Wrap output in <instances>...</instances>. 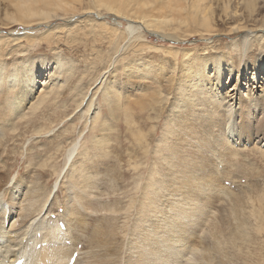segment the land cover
<instances>
[{
    "label": "bare ground",
    "instance_id": "6f19581e",
    "mask_svg": "<svg viewBox=\"0 0 264 264\" xmlns=\"http://www.w3.org/2000/svg\"><path fill=\"white\" fill-rule=\"evenodd\" d=\"M96 11L100 13L97 14ZM94 13L97 14L96 19L107 14L113 17V21L119 19L131 28L128 31L118 30L116 24L109 26L103 22L104 28L120 34L106 37L98 34L103 32L93 18L86 19L83 26L81 21H74L83 16L88 18ZM216 16L224 25L229 22L230 26L221 31L216 30ZM57 21L62 24L50 27L52 22ZM173 22L175 26H171ZM71 24H77L76 28H70ZM134 24H141L146 35L175 45L156 47L148 43L143 34L134 33L138 28V25L130 26ZM19 28L22 29L21 32L13 31ZM34 29H37L36 33ZM6 31L13 33L7 35L6 39L0 36V148L6 142L3 127L5 129L9 126L11 130L19 128V125L13 123V116L18 115L23 107L26 108V103L34 102L33 110L41 105L51 106L55 100L63 104L64 94L59 93L52 101H46L52 93L51 89L55 87L57 75L55 79L44 81L37 92L34 91V84L38 83L36 79L42 78L46 56H51L46 64L51 60L55 61L52 63L55 65V73L63 68L67 73L72 71V64L77 61L70 64L65 61L67 58L64 56L74 55L79 58L73 49L80 46L81 39L88 41L95 38L99 43L107 45L108 56L101 51L99 45L91 43L92 40L88 43L89 48L95 49L94 60L100 63L106 60L98 72L105 71L108 68L107 62L119 52V55H126L127 52L130 57H142L143 61L141 67L136 68L133 64L125 66V84L121 87L124 95L115 97L108 103V99L102 94L89 88L82 97L80 103L85 100L87 113L93 99L100 94L105 106L104 113L112 119L100 123V116L97 114L89 119L90 122L87 121V137L90 139L80 144L79 157H73L69 171L63 176L67 185L60 192V201L54 195L53 201L44 211L48 190L43 184L42 173L36 175L39 177L38 184L25 174L24 180L13 184L16 191H9V170L1 169L5 168L1 165L0 193L3 192V197L9 200L8 209L14 210L16 207L17 218H21L10 225L14 218L9 213L6 223L7 226L10 225V231H13L10 233L4 228L6 216L0 217V251L3 249L2 242L5 241V248L14 256L12 260L5 256L1 260L2 264L19 262L18 254L25 259L22 264H67L74 253L80 258L73 264H233V251H237L238 240L239 243L252 245L253 253L256 252L255 249L259 251L254 245L264 247V198L256 195L252 183L245 189L241 187L239 192L231 186V189L223 186L228 179L233 183L236 174H253L242 172L243 163L237 157L235 145L239 150L240 147L244 150L256 149L259 151L256 153L260 155L259 158H264V150L257 147L264 141V94L261 97L263 99L258 100L256 95L251 96L248 91V99L245 97L243 101H236L240 103L239 113L233 116L232 112L224 109L225 100L231 96L224 93L226 83L222 81L224 74L226 77L234 73L237 76L235 82L251 79L253 83L256 81L258 85L262 84L260 87H264V57L255 55L257 51H264V0H0V32ZM248 31L254 36L249 38L241 35ZM213 35L220 40L209 42L203 51H197L200 48L194 47H175L189 42L195 36L210 38ZM240 35L242 37L237 41L236 38ZM75 39L80 42L76 43ZM227 39L234 43L225 44ZM124 41L129 44L125 51H121ZM20 44H23L22 65L12 70L13 63L16 62L13 61L16 51L12 50V46ZM58 49L67 53L62 56L57 52ZM34 51L43 52L44 56L26 59ZM241 53H245L246 60L242 61ZM125 59L124 57L122 61ZM153 68L164 70L166 75L169 73L171 76L159 77L161 72L154 71ZM209 72H214V76L211 77ZM174 73L177 74L176 78ZM80 74L84 75L85 72ZM98 74L94 83L101 76ZM132 80H137L133 87L138 93L136 99H130L136 95L129 93ZM215 90H222L220 93L223 95L214 93ZM232 90L237 92L235 86ZM111 93H116V90ZM222 102L224 103L221 105ZM220 106L223 107L220 109ZM57 108L59 107L53 104L44 113L43 117L46 116L48 125H42L43 129L33 127L31 132L34 135L46 132L51 125L60 124L74 112ZM53 109L57 112L50 114ZM259 112L260 115H257ZM120 115L123 117L120 118ZM254 116H257L256 123L252 120ZM6 118L9 119L5 120ZM164 119L165 129L157 144L155 138ZM24 125L26 121L23 127ZM253 127L256 128L254 132ZM116 129L119 134L120 131L125 134L127 160L120 149L112 146L114 142L121 147L126 146L123 141H119L120 138L111 136V132ZM166 135H173V138L168 141ZM79 136L81 135L78 134ZM110 157L111 160L115 159V163L109 168L111 160L107 158ZM39 160L36 166L41 169L47 166L48 169L53 168L54 175L60 174L56 165L54 168V163L47 165L50 160L48 157L45 161ZM192 161L193 165L190 166ZM202 161L205 166H196ZM28 165L32 166L30 163ZM124 166L130 172L127 177L133 180L126 207L123 208L118 200L112 203L91 201L90 198L98 193L97 190L94 191L97 189L96 176L105 173L103 175L112 182L110 186H106L113 189L115 182L120 184L124 179L125 175L121 171ZM28 170L34 171L32 168ZM207 171L210 174L204 177ZM166 178L171 179V182H167ZM140 180L141 184L138 185ZM10 182L12 183L11 180ZM187 186H190L188 190L194 189L196 191L193 192L198 194L193 198L180 197L179 191ZM115 191L119 190L112 192ZM16 192L21 195L24 193L25 199H19L22 196H17L19 201L12 199ZM219 199L227 202L225 206L228 209L224 210L226 215H221L218 210L214 214V207L220 202ZM222 201L219 204H223ZM3 204L0 203V206ZM54 207L63 209L60 214L64 215V219L58 220L63 230L56 231L51 227L37 237L34 233L37 229L30 226L31 229L26 234L22 225L26 223L27 217L35 212V216L48 214ZM246 209L248 211L244 213ZM131 211L133 218L129 220L127 217L128 222L118 227L117 215L122 212L129 214ZM52 213L53 216H58V212L56 215L55 212ZM84 213L112 215L111 218L90 220ZM203 230L206 233L199 236L198 232ZM14 233L18 236L12 238ZM82 238L84 241L87 239V247L95 251H83V246L79 248ZM16 247L22 248L18 254L14 252ZM240 252L239 246L237 255L242 254ZM247 256L249 253H246Z\"/></svg>",
    "mask_w": 264,
    "mask_h": 264
},
{
    "label": "rangeland",
    "instance_id": "374dc122",
    "mask_svg": "<svg viewBox=\"0 0 264 264\" xmlns=\"http://www.w3.org/2000/svg\"><path fill=\"white\" fill-rule=\"evenodd\" d=\"M96 13L99 14L100 12L96 11ZM96 13H94L93 16L92 15L89 16L88 18H86V16L80 17L82 19L85 18L83 20L80 18H77L74 21H78V22L83 21L82 23L80 22V24L83 26L85 24L84 21H86V19H90V18L92 19L93 18L94 22H96L98 24L99 29L103 32V33H98V34H101V35L106 36V37H108L109 35L120 36V34L119 33H113L111 29L104 28V26L102 25L103 22H106L109 26H113L116 24V26H118V28H117L118 30L124 29V30L128 31L131 28V27L125 25V22L119 21V19H115V21H113V17H109V15H107V14L102 15L101 17L96 19V16H95ZM239 14H241V11L239 12ZM60 24H62L61 21L52 22L50 24V27L57 26ZM137 25H138V28L134 33L143 34V36L146 37V41L148 43L153 44L156 47H163L160 45H170V46L175 45V44H171L168 42L165 43L160 38L150 36V35H146V33L143 32V27L141 28V24L140 25L134 24V25H130V26H137ZM76 26H77V24H71L70 28H76ZM171 26H175V22L171 23ZM229 26H230L229 22H227V24L224 25V23H222L219 20V18L216 16L215 26H214L216 30L221 31V30H224L225 28H228ZM20 30L22 31V29H20V28L18 30L14 29L13 31L21 32ZM36 30L37 29H34V31H35L34 33H36ZM13 31L11 33H13ZM11 33L7 32V31L5 33L0 32V36H4V39H6L7 35L9 36V35H11ZM241 35L242 36L245 35L249 38L254 36V34H251V32H249V31L245 32V33L243 32ZM241 35L238 38H236L237 41L239 38L242 37ZM87 38L89 39V37H86V39ZM91 40L92 39H90L88 41H83L81 39L82 42L79 44L80 46L73 49L74 52H76L78 54L79 58H77L74 55H72L71 57L64 56L65 58H67V59H65V61L70 63V64L72 62L74 63L75 61H77L74 64H72V68H73V69H71L72 71H68L67 73H66L65 68H63L62 71L55 73L54 72L55 65H52V63H55V61L51 60L50 63L46 64L47 59H51V56H46L45 62H44L43 68H42L43 72L40 71V73L42 72V78L36 79L38 81V83L34 84L35 85L34 91L37 92L38 89L42 88L41 85L44 84L43 83L44 81L47 82L49 80V78L55 79L56 75H57L55 87L51 89L52 93L50 94V97L46 101H49V102L52 101L58 93L62 94V95L64 94L63 95L64 98L62 99L63 104H60L61 102L60 103L56 102V100H55V102H53V104L58 106L60 109L66 108V110L74 111V112L71 113L68 116V118L63 120L60 124L57 123L55 125H51L50 129L46 130V132L41 131L40 134L34 135L31 132L33 130V127L36 126L35 127L36 129L38 127L43 129L45 125H48V122L45 120L46 116L45 117H43V116H44V113L48 112L47 110L50 109L53 106V104L51 106H46V105L42 106L41 105V106H39L33 110L32 108H33L34 102L29 103V104L26 103V108L23 107L22 109H20L18 111V113H17L18 115L15 114L13 116V118H15L13 120V123L16 125H19V128L17 130L16 129L11 130L9 128V126H7L5 129L3 127V130H2L3 132H5V134H3V136H4L3 138H5L6 142H5L4 147L0 148L3 150V151H0V168L2 166H4L5 168H1V169H4L6 171L9 170L7 172V175L9 177V184H11V186L9 185V191H13V193L16 191V189H14L15 185H13V184L14 183L18 184L17 181L24 180L23 178L25 177L24 176L25 174L29 175V177L32 180H36L35 184H38L37 180L39 177H37L36 175L42 173L43 174V177H42L43 184L45 186H47V190H48V195L45 198V202H46L45 204L46 205L43 203L45 205L44 211L47 208V206L49 204H51V202L53 201L54 195H56V197L59 201H60V199H62V194H60V192L67 185V182L65 181L63 176L66 172L69 171L68 168H69L71 160H73V157H74V159L77 156L79 157V153L81 151V150H79L80 144H83L86 140L90 139L89 137H87L88 136L87 127H88V124L90 122L89 119L94 118V116L97 114H98V116H100V119L98 120V122H100V123L102 121L108 122V120L111 121V119H112L109 117V115L107 113H104L105 106L101 102L100 94H102L105 98L108 99V103H110L112 100H114L115 97H120V96L124 95V93H122L121 87L123 86V84H125V76H124L125 66L126 65L129 66L130 64H133L134 67H136V68L138 66H140V67L142 66L141 65V62L143 61L142 57L141 58L130 57V56H128L127 52H125L126 55H123V54L119 55L120 54V52H119L116 55L114 54L111 58L112 60L107 62L108 68L105 69V71L101 70V72H98L100 70L102 64H104L106 60L103 63L102 62L100 63L99 61L94 60L93 56L95 55V51H94L95 49H94V47L89 48V45H88V43L91 42ZM213 40H220V38L216 35H213L210 38H201L199 36H195L191 40H189V42H184L182 45H177L175 47H178L179 49L180 48H187V47H189V48L194 47L196 49L200 48L197 51H203L204 48H207L206 47L207 44L209 42H212ZM74 41L76 43L80 42L78 39H75ZM105 41H107V40H105ZM91 43H94L95 45H99L101 51L107 56V48H106L107 45H104L103 43H99L95 38H93ZM91 43H90V45H91ZM125 43H126V41H124L121 44V46H122L120 48L121 51H123V50L125 51V48L129 44V43H126V44ZM232 43H234V42H231L230 40L227 39L225 44L231 45ZM165 47H167V46H164V48ZM44 49H46V48H44ZM12 50L16 51L15 57L13 58L14 59L13 61H16V62L13 63L14 65L11 68L12 70H15L18 67H20V65H22V61H23L22 57L23 56L21 55V51L23 50V44H20L18 46L13 45ZM96 50H98V49H96ZM63 51H64L63 49L57 50V52L62 56H63V53H65V52L67 53V51H65V52H63ZM244 54L245 53H241L242 61L246 60V58H247V57L246 58L244 57ZM38 55L44 56L43 52H35L34 51V52H31L29 55H27L26 59H31L32 57L38 56ZM255 55L257 57H264V51H257L255 53ZM124 57L126 59L122 61V59ZM243 63H242V65H243ZM93 68H95V69H93ZM152 70L157 71V72L160 71L161 75H159V77L160 76L161 77L166 76L167 78H169L171 76V75H169V73H168V75H166V72L164 70H160L159 68H153ZM81 72H85V74L81 75L80 74ZM206 72H207V70H206ZM97 73H99L101 75L100 76L98 74L100 76V78L102 77V79L98 78V80H96L97 82L94 83ZM208 74H211V77L214 76V72H209ZM233 74L234 73H232V76L230 75V76H226V77L224 74L222 81H225L224 83H226L224 93H227L229 96H231V98L225 100L226 105L224 106V109L229 111L230 113L232 112L233 116H235V114L239 113L238 108L240 105L239 101L237 103H236V101L237 100L243 101V99H245V97H246V99H248V97H249V96H247L248 91L250 92L251 96L255 97V95H256V97H258V100H262L263 98H261V97L264 94V90H263L264 87L263 86L260 87L262 84L258 85L256 83V81H254V83H253V81H251V79L247 80L246 82H239V81L235 82L234 80L237 78V76H234ZM51 75H53V76L51 77ZM176 77H177V74L174 73V78H176ZM136 81L137 80L131 81L132 88L137 83ZM234 86H235V90L237 89V92L232 90ZM18 88H15V90H17ZM89 88L92 90L94 89V91H97L100 94L97 98L93 99L90 111L86 113L85 111H86L87 106H85V100L83 99L82 103H80V102H81V99L84 96V94H86L87 90H89ZM132 88H131L129 93L136 94V95H135V97L132 96L130 99H136V96L138 93H137V91L134 90V88L133 89ZM115 90H116V93H111ZM222 90H223V88H222ZM222 90H218V91L215 90L214 93L219 92L220 95H223L222 93H220V92H222ZM227 91H229V92L233 91V92L229 93ZM36 96H37V94L35 95V97ZM87 96H88V93H87ZM31 98H33V96H31ZM170 99H171V97H170ZM224 102H222L221 105ZM253 103L254 102H251L252 105H254ZM61 105H62V107H60ZM77 106H79V107L76 108ZM222 107L223 106H220V109ZM59 108H57V109H59ZM52 112H57V110L53 109V111H50L49 113L51 114ZM260 113L261 112H259L257 115H260ZM106 114L108 115L107 118H106ZM120 116H121L120 118L123 117V115H120ZM75 117H77V118H75ZM78 117H80V118H78ZM137 117H139V115ZM236 117H237V115H236ZM7 119H9V118H6L5 120H7ZM232 119H233V117H232ZM259 119H261V118H259ZM72 120H73V122H72ZM252 120H253V123L254 122L256 123L257 116H254L252 118ZM25 121H26V125H24V127H23V123ZM87 121H89V122H87ZM165 121H166V119L162 120L160 123L159 130L157 131V136L155 138L156 143L159 141V139L163 135V131L165 129ZM42 125H44V126H42ZM31 126H32V128H31ZM84 126H85V128H84ZM167 128H169V127H167ZM84 129H86V130H84ZM254 129H256V128L253 127L252 132H254ZM71 132H74V133L71 134ZM170 133H171V131H169V134ZM78 134L81 136L78 137ZM111 136L114 138H118V139L120 138L119 141L124 142L123 145H126V146L121 147V146L117 145L118 144L117 142L116 143L112 142L113 143L112 146L115 145L116 146V147L114 146L115 148L120 149L121 153L125 154L124 159L127 160V157H126L127 143L124 141L125 140V134H121V131L119 134L117 129H116L113 132H111ZM166 137H167V140L169 141L170 138L171 139L173 138V135H170V136L166 135ZM111 141H113V140H111ZM75 143L77 144L76 147L74 146ZM157 144H159V143H157ZM235 146H236L235 150L238 151L237 157L243 163L241 166V168L243 170L242 172L248 171V172H252L253 174H250L249 176L242 175L241 173L236 174V175H234V177L235 176H237V177L235 178L233 183H231L230 179H228L227 181L226 180L224 181L223 186L225 188H226V186H227V188H230V186H231V188L233 190L239 192L241 187H242L241 189H245L247 187V185L252 183V186H254V189L256 190V195L264 198V158L263 159L259 158L260 155L258 156V154H256V153H259V151L256 149H255V151H252L249 148H246L244 150L240 147L241 150H239V147H237V145H235ZM257 147H261L260 149L264 150V141H262L260 145H257ZM57 148H60V149L56 152ZM48 150H49V152H48ZM111 150L114 151L113 149H111ZM180 151L181 150H179L178 153H180ZM241 153H242V155H241ZM47 157L50 159V160H48L47 165H50V164L52 165L54 163V168L56 165L57 166L56 170H58L60 174L54 175L52 173L53 168L48 169V167L45 166L43 169H41L38 166H36L38 161H40L39 159H41V161H45V159ZM212 158L215 159L214 157H212ZM107 159L111 160V157L107 158ZM2 160L5 162H2ZM29 163L32 164L31 167H30V165H28ZM111 163L109 164V168L111 167V165H114V163H115L114 158H112ZM199 163L196 164V166H199V167L205 166L204 161L199 162ZM189 165L192 166L193 161L190 162ZM29 168H32L34 171L29 172V170H28ZM121 171L125 175L124 179L122 180V182H120V184L115 182V186H113L114 187L113 189H111L112 187L106 186V185L110 186L112 184V182L108 180L109 177L103 175L105 173L102 172L101 173L102 175L96 176L95 187L97 189H94V191L97 190L98 193H97V195H93L95 197L94 198L91 197L90 200L95 201V202H100V203L101 202L112 203V202L118 200L121 202L120 204L123 208L126 207L125 205L127 204L128 200H129V193L131 192V188L133 187V180H132V178L127 177V175L128 176L130 175V172L127 171L125 166L123 167V169H121ZM111 173H112V171H111ZM111 173H109V175ZM206 174H210V172L207 171V173H205L204 177H206ZM243 176H244V178H243ZM102 177H103V179H102ZM133 177L136 178V175H133ZM10 180L12 181V183L10 182ZM166 180H167V182H169V181L171 182V179H169V178H166ZM138 182H137V184L140 185L141 180H140V183H138ZM130 185H132V186H130ZM28 188H30V187H28ZM187 188H190V186H187L184 189H182L181 191H179L180 197L187 199L188 197L193 198L198 194L197 192H193L196 190H194V189L188 190ZM115 189L119 190V191H117V192L115 191L113 193L112 191ZM111 192H112V194H111ZM124 193H126V194L128 193V194L126 195ZM3 195H4L3 192L0 193V203H4L2 206H0V217L3 215L6 216L4 228L11 233L13 231H10V225L15 221H19V219H21V218L20 217L17 218V214L15 212L16 207L14 208V210L8 209L9 200H7L5 198V196L3 197ZM17 196H19V197L22 196L21 198H19L21 200L25 199L24 193L22 195L17 193L15 195H13L12 199H16ZM19 199H16V201H19ZM219 201H220V199H219ZM221 201H222V199H221ZM221 201L218 202V204H216L217 205L216 207H214V214H216V211L218 210V212L222 213L221 215H226L227 212L224 211L225 209H228L227 205L225 206L226 201L223 200L222 203L223 202L224 203L219 204V203H221ZM245 202H246V200H245ZM26 204H27V202H26ZM43 204H41V206ZM57 206H60V205H57ZM57 210H58L57 207H54L52 212H55V215L58 212V216L57 215L53 216L54 213L49 211L48 214L42 213V215H38V216H35L36 215V212H35V213H33L32 216L27 217L25 219L26 220V223L24 224L25 226L22 225L25 228L26 234L30 231V229H31L30 226H32V227L34 226L35 229H37V232H34L35 234H37L36 235L37 237H40L39 233H46L48 230H50L51 227L53 228V230L58 231L60 229L59 228V221L64 219V215L60 214L63 211L62 208H60L58 211ZM247 211H248V209L244 210V213H246ZM224 212H226V213H224ZM9 213L13 215L14 220L10 223V225L7 226L6 219L9 215ZM84 215H86V218H89L90 220H92L93 218H94V220H96V219L99 220L102 218L103 219L108 218V217L111 218L112 214H109V213H100V214L84 213ZM209 216H210V214H209ZM51 217H55V219L52 220ZM127 217H129V220H131L133 218V212L131 211V212H129V214L122 212V214L117 215V220H116L117 224L116 225H118V227H122L125 223L128 222ZM115 218H116V216H115ZM0 223L2 225L1 219H0ZM16 230H14V231L17 232L18 230L17 231ZM128 233H129V231L127 232V234ZM204 233H206V231H204V230L199 231L198 235L204 236ZM22 234L24 235L25 232H23ZM22 234L20 235L21 239H22ZM15 235L18 236L17 233H14L12 238L16 237ZM18 239H19V237L16 239L17 242H18ZM207 239L208 238H206V240ZM262 239H264V237H262ZM25 240H26V236L23 238L22 248H23ZM81 240L84 241L85 239L82 238ZM83 241L81 243H79V245H78L79 248L83 246V249H82L83 251H89V250L95 251V249H92L91 247L90 248L87 247V239H86V241H84L85 243H83ZM239 241L240 240H238V248H239V246L241 247L240 253H242V254L237 255L238 254L237 253L238 248H237V251H233V250H230L228 248L231 252L232 251L235 252L234 253L235 256H232V258L234 260L233 264L235 262H236L235 264H246V263H250V262H252V263L256 262L255 264H264V247H261V245H254L259 249V251L257 249H255L256 252L253 253L254 249H252L253 248L252 245H251L252 246V248H251L250 244L248 245L247 243H244V242L239 243ZM5 246H6V242L4 241V242H2V246H1V247H3V249L0 251V255H1L0 260H4L5 256L7 257L8 260H12L14 258L13 253L8 251V249H6ZM21 249H19V247H16L14 249V252L16 254H18ZM251 250H253V251H251ZM246 253H249V256L246 257ZM17 257L19 258V259H17L19 262L21 261L20 258H24L20 254H18ZM77 258H80V256L75 257V259H74L75 263H76ZM249 258H251V259H249ZM24 262H25V259L23 260V263Z\"/></svg>",
    "mask_w": 264,
    "mask_h": 264
}]
</instances>
